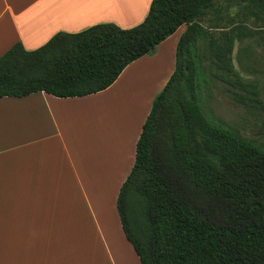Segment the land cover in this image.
I'll list each match as a JSON object with an SVG mask.
<instances>
[{
  "label": "trees",
  "instance_id": "obj_1",
  "mask_svg": "<svg viewBox=\"0 0 264 264\" xmlns=\"http://www.w3.org/2000/svg\"><path fill=\"white\" fill-rule=\"evenodd\" d=\"M235 1L264 13V0ZM216 3L152 0L131 28L98 23L57 32L33 50L16 42L0 55V96H84L109 87L186 25L175 70L153 101L117 201L142 264H264V135L245 136L206 99L214 77L238 101L259 100L257 85L233 61L237 40L258 32L244 24L212 31L203 21Z\"/></svg>",
  "mask_w": 264,
  "mask_h": 264
},
{
  "label": "crops",
  "instance_id": "obj_2",
  "mask_svg": "<svg viewBox=\"0 0 264 264\" xmlns=\"http://www.w3.org/2000/svg\"><path fill=\"white\" fill-rule=\"evenodd\" d=\"M151 2L0 0V55L98 23L131 28ZM181 27L99 92L0 96V264H142L117 201L153 101L175 70ZM104 117L117 120L105 134Z\"/></svg>",
  "mask_w": 264,
  "mask_h": 264
},
{
  "label": "rangeland",
  "instance_id": "obj_3",
  "mask_svg": "<svg viewBox=\"0 0 264 264\" xmlns=\"http://www.w3.org/2000/svg\"><path fill=\"white\" fill-rule=\"evenodd\" d=\"M216 6L219 9L211 10L203 21L205 26H211L212 31L219 33L235 24H244L249 29L258 32L253 36L249 35L242 40H237L233 51V61L243 77L257 85L259 100L240 102L235 98L231 86L212 77L206 93L207 103L210 110L221 116L227 123L237 127L245 136L261 139L264 135V13L258 17L243 3L235 0H217ZM185 29L186 25H182L179 32L183 33ZM200 46L203 53L204 46L202 43ZM157 50L158 47L152 53ZM159 51L160 49L157 52ZM163 52L167 53L166 49H163ZM119 119V121H125L123 118ZM116 121L115 118L104 117L103 134L112 125H117ZM119 121L118 127H120ZM115 149L131 151L132 148Z\"/></svg>",
  "mask_w": 264,
  "mask_h": 264
}]
</instances>
